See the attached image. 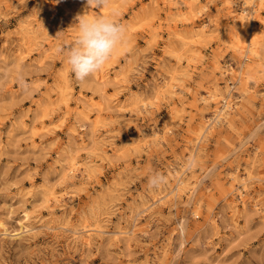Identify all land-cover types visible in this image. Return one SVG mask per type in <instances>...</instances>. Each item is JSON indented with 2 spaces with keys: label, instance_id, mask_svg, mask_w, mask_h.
I'll return each instance as SVG.
<instances>
[{
  "label": "rangeland",
  "instance_id": "obj_1",
  "mask_svg": "<svg viewBox=\"0 0 264 264\" xmlns=\"http://www.w3.org/2000/svg\"><path fill=\"white\" fill-rule=\"evenodd\" d=\"M253 1L0 0V264H264ZM80 15L127 30L85 82Z\"/></svg>",
  "mask_w": 264,
  "mask_h": 264
},
{
  "label": "clouds",
  "instance_id": "obj_2",
  "mask_svg": "<svg viewBox=\"0 0 264 264\" xmlns=\"http://www.w3.org/2000/svg\"><path fill=\"white\" fill-rule=\"evenodd\" d=\"M107 0H87L91 8H100ZM76 34L70 45L57 51L65 56L74 77L79 82L99 72L111 59L117 47L123 42L126 27L116 20L97 15L76 17Z\"/></svg>",
  "mask_w": 264,
  "mask_h": 264
},
{
  "label": "bare ground",
  "instance_id": "obj_3",
  "mask_svg": "<svg viewBox=\"0 0 264 264\" xmlns=\"http://www.w3.org/2000/svg\"><path fill=\"white\" fill-rule=\"evenodd\" d=\"M252 2V3H251ZM254 3V1L253 0H245V2H244V6H243V11H241V12H244L243 13V15L240 17L241 19H246V17H248L249 16V14H250V11L252 12V5L251 4H253ZM252 15V14H251ZM251 17H253V16H251ZM239 18V19H240ZM241 19H240V21H241ZM24 226V225H23ZM27 227V226H26Z\"/></svg>",
  "mask_w": 264,
  "mask_h": 264
}]
</instances>
